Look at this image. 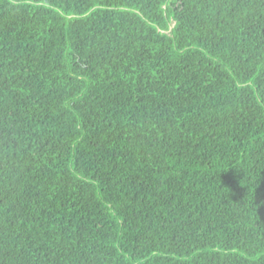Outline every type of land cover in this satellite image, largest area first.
I'll list each match as a JSON object with an SVG mask.
<instances>
[{"label": "trees", "instance_id": "trees-1", "mask_svg": "<svg viewBox=\"0 0 264 264\" xmlns=\"http://www.w3.org/2000/svg\"><path fill=\"white\" fill-rule=\"evenodd\" d=\"M0 264H264V0H0Z\"/></svg>", "mask_w": 264, "mask_h": 264}]
</instances>
